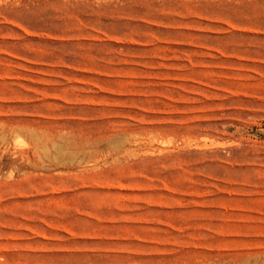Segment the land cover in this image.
<instances>
[{
	"label": "rangeland",
	"instance_id": "rangeland-1",
	"mask_svg": "<svg viewBox=\"0 0 264 264\" xmlns=\"http://www.w3.org/2000/svg\"><path fill=\"white\" fill-rule=\"evenodd\" d=\"M0 264H264V0H0Z\"/></svg>",
	"mask_w": 264,
	"mask_h": 264
}]
</instances>
